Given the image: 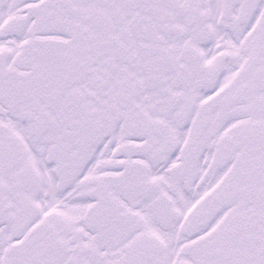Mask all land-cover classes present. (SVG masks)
<instances>
[{
  "label": "snow or ice",
  "instance_id": "obj_1",
  "mask_svg": "<svg viewBox=\"0 0 264 264\" xmlns=\"http://www.w3.org/2000/svg\"><path fill=\"white\" fill-rule=\"evenodd\" d=\"M0 264H264V0H0Z\"/></svg>",
  "mask_w": 264,
  "mask_h": 264
}]
</instances>
